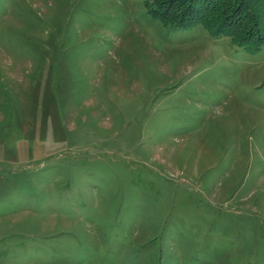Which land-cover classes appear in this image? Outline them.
<instances>
[{"label":"rangeland","instance_id":"obj_1","mask_svg":"<svg viewBox=\"0 0 264 264\" xmlns=\"http://www.w3.org/2000/svg\"><path fill=\"white\" fill-rule=\"evenodd\" d=\"M0 264H264V46L0 0Z\"/></svg>","mask_w":264,"mask_h":264},{"label":"trees","instance_id":"obj_2","mask_svg":"<svg viewBox=\"0 0 264 264\" xmlns=\"http://www.w3.org/2000/svg\"><path fill=\"white\" fill-rule=\"evenodd\" d=\"M253 1H258L262 9L252 28H245L239 20L249 13L259 14L248 0H146V3L153 16L164 22L182 28L202 25L214 37L228 36L237 46L257 51L264 46V7L260 5L264 6V0Z\"/></svg>","mask_w":264,"mask_h":264}]
</instances>
